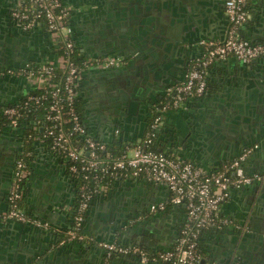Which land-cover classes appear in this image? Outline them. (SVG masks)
Instances as JSON below:
<instances>
[{
  "label": "built area",
  "instance_id": "obj_1",
  "mask_svg": "<svg viewBox=\"0 0 264 264\" xmlns=\"http://www.w3.org/2000/svg\"><path fill=\"white\" fill-rule=\"evenodd\" d=\"M250 3L251 0H225L229 21L226 36L222 40L205 38L200 41L205 52L193 59L186 78L167 85L163 97L153 104V119L147 135L115 152L107 141L89 130L78 103L77 85L82 69L115 68L124 64L126 58L114 54L82 55L77 46L72 10L62 0H19L11 12L12 17L22 29L47 30L55 55L27 68L24 74L32 87L19 105L6 109V116L14 126L27 123V138L47 141L67 159L69 170L75 175L78 199L72 211V225L61 239L62 243L90 240L105 249L104 264L123 255L136 256L142 263L240 264V261L205 258L200 239L205 230L221 231L232 226L248 231L246 223L224 212L223 204L237 190L261 179L259 173L246 170L252 147L243 149L217 168L205 169L183 155L153 149L151 144L158 138L168 111L208 92L207 70L212 63L228 55H234L244 63L264 56V42L253 41L242 34L250 17ZM28 165L24 153L18 156L8 193V207L1 213L0 220L46 227L49 221L31 215L24 202ZM127 177L165 184L169 190L168 199L151 204L152 210L164 209L168 204L185 205L184 220L169 247L148 248L138 243L98 240L85 233L87 211L104 181ZM131 222H135L134 219Z\"/></svg>",
  "mask_w": 264,
  "mask_h": 264
},
{
  "label": "crops",
  "instance_id": "obj_2",
  "mask_svg": "<svg viewBox=\"0 0 264 264\" xmlns=\"http://www.w3.org/2000/svg\"><path fill=\"white\" fill-rule=\"evenodd\" d=\"M62 1L72 10L71 19L79 51L82 55H95L89 45L92 37V26L95 18H97V14H102L103 11L106 12L110 0ZM18 3L19 0H0V30L9 32L10 35H7L9 38H13L14 44H17L16 40H19V46H21L19 48L23 50V53L27 57H31L37 61L53 58L55 50L47 30L44 28H36L34 30L22 29L12 17L11 12ZM180 20H176L174 17V29L172 32L173 34L175 33L176 37H180L179 40H181V37H184L182 41H186V49L187 54L190 55V61L187 63L182 58L174 60L169 73L165 77V81L167 82V84H164L165 87L181 82L186 78L188 66H190L193 59L205 52V48L200 42L202 39L222 40L226 36L229 26L225 12V0H218L211 14V19L208 21L209 23L206 22L204 32L198 27L189 30L188 25H183ZM242 34L251 40L264 38V0H251L250 17L242 28ZM16 57L15 59H11V64L18 66L21 62L19 61L18 54ZM106 69L109 68L88 67L82 69L77 85L78 103L89 130L96 137L107 142L119 138L128 145H133L147 135L151 128L153 104L149 109H142L140 111H138L137 106L134 107L133 112L128 116L124 125L120 126V128L117 125L112 126L111 119L107 117V114L104 116L103 113L98 112L93 107L92 102L96 94L94 87L97 85V78H100V74ZM263 76L264 56L259 57L251 63H244L234 55H228L216 60L207 70L208 92L204 96L189 99L183 106L172 109L164 115V121L157 138L159 149L183 155V157L205 169L217 168L225 160H230L239 153V146L234 150L226 152L222 150L216 151L212 147L214 155H208L209 151L205 149L208 144L204 137L201 136L193 144L189 138V133L194 112H200L203 108H206L210 99L215 96L213 93L217 92L218 88L224 86L223 84L225 83L229 88V94L232 96L235 95L236 90L243 92L246 89H251L253 95L256 96L259 92V88L255 87L256 81ZM8 82H10L9 85L11 87L13 86V89L20 88L22 91H28L32 87L31 82L27 79L26 83H24L25 85L23 84L24 86L21 85L20 87L16 84L17 82L15 83L12 80ZM164 88L161 92L155 94L154 99H156V102L163 97ZM117 129H119V132H117ZM173 131H177L180 136L178 143L181 145L177 147L176 144L171 145V142L168 140L169 135ZM25 133V131H11L7 129L0 132V141H4L6 146H8V149L5 150V155H7L1 160L0 166H2L7 158L9 161L10 155L7 153L10 152L9 150H16L17 156L26 153L29 163V175L25 181L24 202L31 215L49 221V225L39 227L19 221L1 220L0 264H11L16 260L27 261L29 264H58L65 260L71 252H74L73 250H83L84 243L90 245L89 251L93 252L94 256L105 260V251L90 240L61 242V239L72 225V211L78 199L77 180L75 175L69 170L66 158L58 154L47 141L34 137L28 139ZM216 153L219 156L216 157ZM260 162L257 156H251L246 164L247 169H256ZM10 183L11 181L7 179L4 182L7 188L8 185L10 188ZM103 185L102 189L95 194L92 200L83 226L85 233L88 235L97 232L95 238L107 236L108 231L101 220L108 211H111V208L115 207V203L118 200L127 203L125 205L126 209H128L127 207L132 209L133 207L140 208L141 203L145 205L144 202L147 199L150 200V197H153V203L157 204L161 201H166L169 195V190L165 184L154 183L138 177L112 179L106 181ZM248 189L237 190L223 204V210L226 214L238 218V213H241L242 207H244L246 200L252 193V188ZM51 199L56 202L57 207L51 211L45 210L47 208L45 207L46 201ZM7 207L8 200L7 194H5V198H0V212L2 213ZM156 211L161 214L159 220L160 227L156 226L163 235L161 242L156 245V248L170 246L175 241L171 224L183 222L186 214L185 210L182 206L168 204L164 209H157ZM233 230L234 227L231 226L221 231H212L210 234L204 236L202 245L204 257L208 259H221L215 257V255L213 256L212 252H216L220 248V243L217 244L218 240L221 242L230 238L234 239ZM127 256L134 259L137 258L132 255ZM124 260L125 255L123 257L115 256L111 259L110 264H127L124 263ZM140 264L164 263L141 262ZM240 264H244V262H240Z\"/></svg>",
  "mask_w": 264,
  "mask_h": 264
},
{
  "label": "water",
  "instance_id": "obj_3",
  "mask_svg": "<svg viewBox=\"0 0 264 264\" xmlns=\"http://www.w3.org/2000/svg\"><path fill=\"white\" fill-rule=\"evenodd\" d=\"M217 3L218 0H110L106 12L98 13L94 20L89 45L95 55L123 56L126 62L118 67L106 69L100 74V78H97V85L94 87L96 94L92 99L93 107L104 116L107 114L112 126L117 125L118 128L125 124L134 107L137 106L138 111L149 109L156 102L155 94L161 92L164 84H167L165 77L174 60L182 58L187 63L190 61L186 41H182L184 37L179 40L180 37H176L172 32L174 17L176 20L181 19L183 25H188L189 30L198 27L204 32L206 22L211 19ZM7 34L10 35L9 32L0 30V56L5 53L10 55L17 48L13 38H9ZM253 41L264 42V38H256ZM16 42L19 44V40ZM1 80L0 72V83ZM223 85L213 93L215 96L210 99L206 108L194 112L190 127L189 138L193 144L201 136L207 140L205 149L209 151L208 155H214L212 147L216 151L226 152L240 146L243 147L239 151L241 152L256 141H264V76L256 81L255 87L259 88L256 96L251 89L243 92L236 90L232 96L226 83ZM171 133L168 137L171 145H181L178 143L180 136L177 131ZM2 143L0 141V160L7 155ZM215 156L219 155L216 153ZM7 161L8 158L0 166V198H5L8 188L4 182L11 178L8 175ZM261 164L264 168V159ZM262 187L256 188L255 192H258L254 194L251 205L242 207L241 213H238V219L248 225V233L234 229V241H231L232 238L221 242L218 240L217 244L220 243L221 246L218 251L212 252L213 256L245 264H264V186ZM150 198L144 202L146 206L141 203V206H145L144 209L141 208L142 210L134 216H131L134 207L126 209L127 203L118 200L115 207L101 220L108 231L107 236L96 238L126 243L137 242L156 248L163 238L157 228L160 227L161 214L150 208L154 201L153 197ZM55 203L52 199L47 200L45 210L51 211L57 207ZM251 214L261 222L263 229L254 227V221L249 217ZM131 219L135 222H131ZM92 235H97V232ZM167 247L169 246L165 248ZM90 248V245L84 243L83 250H73L74 252L58 264H104V260L89 251ZM124 263L141 262L139 258L125 255ZM11 264L29 263L16 260Z\"/></svg>",
  "mask_w": 264,
  "mask_h": 264
},
{
  "label": "flooded vegetation",
  "instance_id": "obj_4",
  "mask_svg": "<svg viewBox=\"0 0 264 264\" xmlns=\"http://www.w3.org/2000/svg\"><path fill=\"white\" fill-rule=\"evenodd\" d=\"M14 45H17L16 46L17 48H15L10 53V55H6V53H5V54H2L0 56V72L2 74V80L0 83V95H1V99H0V132L5 131L6 129L7 130L10 129L11 131L16 130V131H25V132H27L29 130L26 126H24L25 124H22V123H20L18 126L12 125L11 123H9L8 118L6 116V109L12 105H19L27 93V91H22L20 88H18V89L14 88V89H16V90H14L13 86L11 87L9 85L10 82H8V81L12 80L15 83L17 82L16 84H18L19 87L21 85L24 86L25 85L24 83H26V79H27L24 72L27 70V68H29V66H31L32 64L37 62L36 59H33L31 57H27L26 54L23 53V50H21V48H19V47H21V46H19L20 44H14ZM17 54L19 55L18 58H19V61L21 62V64L18 66L12 65L11 59L17 58L16 57ZM4 87H6V89H4ZM2 144H4L5 149H8V146H6V143H4V141ZM249 147H252V151H251L249 157L247 158V161L249 160V158L251 156H257L260 159V161L264 159V141L263 142L256 141V143L252 144L251 146L249 145ZM242 148L243 147L240 148V146H239V149H242ZM9 151L10 152H7L8 155H10L9 156L10 159L8 161V164H9L8 165V168H9L8 169V175L11 176V178L9 180V181H11L12 176H13V172H14V168H15V163H16L18 156H17L16 150H14V151L9 150ZM239 151L240 150H238V152ZM247 161H246V164H247ZM246 164H245V166H246V170L248 173H259L262 176L261 179L256 181L254 184H251V185L243 188V189L249 188V187L252 188V191H251L252 193L250 194V196L246 200V204L244 205V206L249 207L253 201L254 194L258 192V191L255 192L256 188L258 186H260V187L264 186V168H263V165L261 164V162L257 166V168L255 167L256 169H249V168L247 169ZM10 187H11V183H10ZM8 188H9V185H8ZM262 190H263V187H262ZM8 193H9V191H7V200H8ZM142 207L144 209L145 206H141L140 208H138V207L133 208L131 216H134L135 214L139 213V210H141ZM249 217L251 219H253L255 228L263 229V225L261 224V222L257 218H255V215L251 214ZM181 224H182V222L171 224L172 225L171 228L173 229L175 237L178 235ZM241 232L245 233L246 231L241 230ZM247 233H248V231H247ZM246 238L250 239V237H246ZM231 241H234V240L232 239Z\"/></svg>",
  "mask_w": 264,
  "mask_h": 264
},
{
  "label": "trees",
  "instance_id": "obj_5",
  "mask_svg": "<svg viewBox=\"0 0 264 264\" xmlns=\"http://www.w3.org/2000/svg\"><path fill=\"white\" fill-rule=\"evenodd\" d=\"M108 144H109V148H111L112 150H114L115 152H118V151H120L122 148H124L126 145H127V143L126 142H123L121 139H119V138H115V139H113V141H111V142H108ZM151 147L153 148V149H157V150H159V145H158V140H157V138H155V140H154V143H152L151 144ZM170 152V151H169ZM25 154V157L26 158H28L27 157V155H26V153H24ZM109 179H106L104 182H106V181H108ZM209 232V233H208ZM210 232H212L211 230L209 231V230H205V231H203V233H202V236H201V239H200V246H201V251H202V253H203V249H202V245H203V237L204 236H206V235H208V234H210ZM203 255H204V253H203Z\"/></svg>",
  "mask_w": 264,
  "mask_h": 264
}]
</instances>
